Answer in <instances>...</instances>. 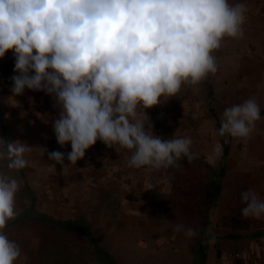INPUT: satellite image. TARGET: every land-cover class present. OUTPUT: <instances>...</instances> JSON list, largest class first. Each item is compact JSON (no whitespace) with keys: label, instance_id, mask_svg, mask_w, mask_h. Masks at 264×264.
I'll use <instances>...</instances> for the list:
<instances>
[{"label":"rangeland","instance_id":"obj_1","mask_svg":"<svg viewBox=\"0 0 264 264\" xmlns=\"http://www.w3.org/2000/svg\"><path fill=\"white\" fill-rule=\"evenodd\" d=\"M242 3L247 9L242 27L255 24L258 33L264 21V0ZM224 46L222 42L213 52L217 70H246L245 63L255 61L238 63V59L222 58ZM14 63L12 50L0 58V148L13 141L32 146L25 153L27 166L19 171L0 161V172L20 184L15 198L17 216L4 229L21 248L15 264H99L93 245L80 233L36 217L17 220L32 200L37 214L59 220L84 216L98 243L121 264H206L210 240L238 242L234 235L257 225L254 218L241 214L245 207L241 193L247 190L248 174L264 162V156L255 154V125L249 137L231 138L223 195L215 205L210 201L213 171L219 170L223 153L218 134L221 115L249 98L258 103L255 85L236 82L228 90L223 81L218 84L214 74H209L198 84H184L175 96L163 97L166 101L145 109L147 116L155 119V135L191 138L194 161L180 159L160 170L130 168L128 150L117 153L97 140L75 165L66 158L61 165L49 159L52 151L65 156L71 151L70 143L63 147L57 143L53 131L59 109L53 106V97L43 91L26 88L22 95L13 96L10 78L17 74ZM260 110L261 115L264 108ZM143 111L138 109L140 114ZM214 217L218 218L216 224ZM176 225L192 228L196 234L188 238L183 230H175ZM229 249H224L225 257L214 264L243 261L244 251ZM233 251L241 252L242 260L230 259ZM212 256L214 252L209 254ZM258 257L263 261L264 252Z\"/></svg>","mask_w":264,"mask_h":264},{"label":"clouds","instance_id":"obj_2","mask_svg":"<svg viewBox=\"0 0 264 264\" xmlns=\"http://www.w3.org/2000/svg\"><path fill=\"white\" fill-rule=\"evenodd\" d=\"M246 10L230 0H0V58L13 51V96L26 88L43 91L59 109L53 131L71 151H52L50 160L75 165L100 140L117 153L128 150L130 168L166 169L182 157L191 162L192 140L155 135L145 109L216 73L213 52L224 38L243 37ZM260 112L252 98L226 108L218 134L249 137ZM31 147L7 142L0 161L19 171ZM19 188L0 172V264L21 256L4 231L17 216ZM241 200L242 216L264 218V198L254 190L242 192ZM175 230L196 234L183 225Z\"/></svg>","mask_w":264,"mask_h":264},{"label":"crops","instance_id":"obj_3","mask_svg":"<svg viewBox=\"0 0 264 264\" xmlns=\"http://www.w3.org/2000/svg\"><path fill=\"white\" fill-rule=\"evenodd\" d=\"M243 2V0H230V3ZM256 18V16L254 15ZM244 35L239 38H224L223 43L225 46L222 48V58L238 59V63L244 60L254 59L255 61H247L245 63L246 70H217L214 73V81L223 85L226 89L231 90L236 82H241L246 86L248 84L255 85L256 99L259 101L260 107L264 108V21L260 22L258 33L255 30V24L250 28H243ZM215 82V83H216ZM216 83V84H217ZM240 83V84H241ZM260 119L255 122L254 140H255V154L264 156V112L260 115ZM264 158H262L263 160ZM228 161L227 172L223 180L228 174ZM249 177L246 182L248 189L254 190L260 198H264V162L257 163L254 171L248 174ZM222 192L219 200L222 198ZM218 218L212 219L214 224ZM255 219V218H254ZM257 225L252 230L245 232L243 237L234 238L238 242L220 241L219 239H212L208 242L206 248V264H214L220 259H223L224 249H231L236 247L244 251V259L239 264H258V256L264 252V218L255 219ZM251 234H256V237H248ZM248 237V238H247ZM229 249V250H230ZM215 253V256L209 257V254ZM230 252V251H229ZM230 254V253H229Z\"/></svg>","mask_w":264,"mask_h":264},{"label":"trees","instance_id":"obj_4","mask_svg":"<svg viewBox=\"0 0 264 264\" xmlns=\"http://www.w3.org/2000/svg\"><path fill=\"white\" fill-rule=\"evenodd\" d=\"M218 127H220V124H218ZM231 138H232L231 136H227V135L221 136L223 153L218 165L219 170L213 171L211 190H210V201L212 205H215L217 203L223 189V179L227 172V158L231 149ZM191 154L194 157L192 161L196 160V157L192 151ZM181 159H188V158L182 157ZM206 165L210 167L209 164L206 163ZM36 212L37 210H36L35 201L32 200L30 205L20 214L17 220L36 217L39 220L49 221L59 225H63L73 231L80 233L84 238L90 241V243L94 247V252L96 254L99 264H121L116 260L114 255L108 249H106L104 246L98 243L90 227L88 226L84 216L79 215L75 219H71V220H59L54 217L53 218L49 217L45 213L39 212L37 214ZM256 236H257L256 234L250 235V237H256ZM233 237L239 238V237H243V235L236 234Z\"/></svg>","mask_w":264,"mask_h":264},{"label":"built area","instance_id":"obj_5","mask_svg":"<svg viewBox=\"0 0 264 264\" xmlns=\"http://www.w3.org/2000/svg\"><path fill=\"white\" fill-rule=\"evenodd\" d=\"M189 111H193V108L190 106L189 108ZM151 124H152V128H154L156 122H155V119L153 117H150L149 118ZM229 257L230 259H233V260H242V254L241 252H238V251H233L229 254ZM258 264H264V260L262 261L260 258H258Z\"/></svg>","mask_w":264,"mask_h":264}]
</instances>
